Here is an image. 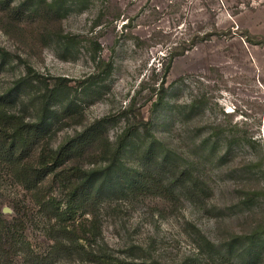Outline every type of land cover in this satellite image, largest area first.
<instances>
[{
  "label": "rangeland",
  "instance_id": "374dc122",
  "mask_svg": "<svg viewBox=\"0 0 264 264\" xmlns=\"http://www.w3.org/2000/svg\"><path fill=\"white\" fill-rule=\"evenodd\" d=\"M11 2L6 12L0 2V95L12 93L15 113L29 120L38 105L39 85L14 91L28 67L47 83L67 80L81 123L66 127L53 146L103 118L112 120L115 143L130 120L139 131L123 153L128 167H150L163 178L186 170L208 189L196 201L185 192L179 201L157 192L113 200L96 218L100 246L162 264H264V252L246 259L242 247V238L264 224V195L244 203L249 191L264 194V0ZM103 62L114 66L107 79ZM94 72L96 87L83 93ZM163 84L166 101L155 106ZM154 158L167 161L156 167ZM5 194L30 209L20 227L21 258L48 254L54 230L80 232L93 221H49L20 188ZM2 213L15 216L7 203Z\"/></svg>",
  "mask_w": 264,
  "mask_h": 264
},
{
  "label": "trees",
  "instance_id": "16d2710c",
  "mask_svg": "<svg viewBox=\"0 0 264 264\" xmlns=\"http://www.w3.org/2000/svg\"><path fill=\"white\" fill-rule=\"evenodd\" d=\"M0 2L3 11L12 9L11 0ZM104 64L103 73L107 79L112 75L114 66L112 63ZM35 75L28 67L26 76L15 83L14 89L19 91L24 87L40 86L39 93H35L38 105L29 120L12 109L15 101L11 92L0 95V264H56L65 258H75L77 264H162L150 257L136 258L133 253L123 258L105 251L99 244L101 227L97 215L102 206L111 204L113 200L146 196L153 192L163 197L175 194L176 201L184 192L191 200L205 199L208 189L203 181L186 170L171 178H163L150 172V167L145 170L128 167L123 153L131 141L138 138L139 131V127L132 125L130 120H127V126L115 143L108 137L112 120L103 118L53 146V139L66 127L81 123V118L77 120L81 115L79 102L75 100L73 88L67 80L54 79L47 83ZM99 76V72H94L87 77L85 83L89 85L83 93L96 87L95 81ZM166 95L163 84L155 106L163 105ZM152 150L151 146L146 149V158H151ZM166 161L154 158L153 164L158 167ZM257 167L261 164L254 168ZM11 186L27 194L30 202L49 221L55 219L65 224L76 221L81 215H91L93 221L80 232H70L66 227L54 230L49 236L54 244L48 254L32 251L31 255L18 257L17 251L22 249L18 247L23 242L19 234L24 232L20 227L25 224L23 220L30 215V209L25 208L28 205L24 201L7 197L5 192ZM263 195L257 189L249 191L244 203L253 204ZM6 203L15 212L10 220L2 213V206ZM197 233L209 246H214L199 230ZM242 239L244 258H261L264 252V224Z\"/></svg>",
  "mask_w": 264,
  "mask_h": 264
},
{
  "label": "water",
  "instance_id": "95a60500",
  "mask_svg": "<svg viewBox=\"0 0 264 264\" xmlns=\"http://www.w3.org/2000/svg\"><path fill=\"white\" fill-rule=\"evenodd\" d=\"M5 212H8L7 209L5 210Z\"/></svg>",
  "mask_w": 264,
  "mask_h": 264
}]
</instances>
